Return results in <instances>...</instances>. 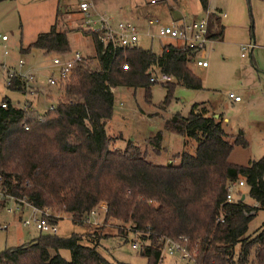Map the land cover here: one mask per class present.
Masks as SVG:
<instances>
[{
  "label": "trees",
  "instance_id": "obj_1",
  "mask_svg": "<svg viewBox=\"0 0 264 264\" xmlns=\"http://www.w3.org/2000/svg\"><path fill=\"white\" fill-rule=\"evenodd\" d=\"M198 1L206 14L208 0ZM207 17L208 38L221 40L220 18L214 13ZM79 30L91 37L97 71L78 66L60 82L65 83L60 102L43 115L28 104L25 109L15 107L7 97L1 101L6 107H0V211L6 197L38 210L56 205L75 225H82L98 204L105 203L106 222L129 224L145 242L139 251L147 264H159L165 239L181 238L189 252L197 250L196 264H226L228 257L238 264H264V224L247 235L250 221L264 210V156L246 166L228 161L234 146H247L242 131L229 136L221 117H204L203 104H194L187 117L175 114L167 120L165 129L194 140L195 152L177 154L178 165L159 166L147 162L132 141L115 148L116 139L105 130L104 121L113 116L111 89L142 88L149 100L152 83L146 73L153 67L173 80L163 85L164 105L176 86L202 90L201 79L190 67L195 53L169 43L159 54L133 47L100 55L96 34ZM68 33L54 25L20 53L68 55ZM5 88L25 95L26 83L15 75ZM147 142L159 152L162 133ZM234 181L244 182L258 207L247 204L244 193L225 203L226 186ZM220 216L223 224L216 223ZM82 241L78 234L59 238L39 232L32 241L2 251L0 264H111L97 251V241L89 240L90 247ZM62 250L70 253L69 260L61 257Z\"/></svg>",
  "mask_w": 264,
  "mask_h": 264
},
{
  "label": "rangeland",
  "instance_id": "obj_2",
  "mask_svg": "<svg viewBox=\"0 0 264 264\" xmlns=\"http://www.w3.org/2000/svg\"><path fill=\"white\" fill-rule=\"evenodd\" d=\"M83 1L89 4L88 14L91 20L101 15L109 17L113 24L124 21L138 26L145 24L148 19L155 18L161 26L171 25L168 5L173 4V0H160L157 3L151 0ZM192 1L196 14L193 20H200L205 13L198 0ZM80 2L81 0H0V38L4 36L8 39V42H1L0 39V101L2 97H7L11 100V104L18 108H23L30 102L31 108L37 115H43L60 102L65 83L47 85V80L57 75L52 64V59L57 55L42 57L33 51L27 57H23L18 49L26 48L38 35L48 32L54 25L58 31H69L68 26L73 28L76 25L88 31L84 17L79 11ZM114 3L119 4V8L111 9L109 5ZM117 4L113 8L118 7ZM93 5L99 7L97 13L94 12ZM208 6L209 9L212 6L222 8L227 14V21L232 24V29L228 40L225 37L223 42H212L197 54V60L201 58L206 61V69L202 70L190 65L193 73L201 79L203 90L193 91L176 86L171 101L168 105H164L166 96L164 83L150 86L149 100L145 99L142 88L111 89L114 96L113 116L104 121V125L108 136L113 140L116 139L115 148L123 149L127 141H132L144 153L147 162L159 166L171 163L178 165L179 159L176 155L182 152L193 154L196 142L166 130L165 122L175 114L187 117L194 104L206 103L228 122L229 132L235 136L239 131L244 134L247 146L245 148L234 146L228 158L230 163L246 166L249 162L257 161L264 156V48L262 47L264 0H209ZM145 30L153 34L156 27ZM251 32L256 44L254 56L257 71L251 66L249 54L244 59L240 57L239 45L249 41ZM67 37L71 53L66 57L78 52L83 57L80 66L85 70L97 71L99 64L95 58V47L91 37L84 36L77 29L69 31ZM169 43L175 44V41L151 40L145 33H141L137 47L159 54L163 45ZM177 44L179 45V42ZM19 60L24 62L23 65H19ZM10 69L24 77L33 78V81L27 85L26 97L4 91L3 87L7 80L6 70ZM152 71L158 74L156 69ZM229 93L239 96L242 102L234 104L229 101L227 99ZM158 132L162 133V148L159 152H155L147 140ZM241 192L245 194L247 204H255L248 197L245 187ZM47 210L52 212V208ZM60 215L63 218L57 223L55 234L57 237L68 238L72 234H78L83 238L82 244L88 247L93 246L89 240H95L98 243L97 251L111 264H147L146 259L140 256V247L136 250L131 248L133 243L142 246L145 242L138 233L130 231L129 224L111 219L106 222L105 213L100 210L96 216H90L89 221L87 219L82 225H75L65 213L60 212ZM27 218V212L17 211L8 214L3 212V209L0 211V225L7 226V229L0 230V253L7 248L30 242L38 236L39 232L33 227L22 226L21 221ZM262 224H264V210H258L248 224L247 235H253ZM235 251L238 253L239 247ZM60 255L65 260L70 259V253L66 250L60 251ZM253 258L252 253L250 259ZM159 264L186 263L170 258L163 252Z\"/></svg>",
  "mask_w": 264,
  "mask_h": 264
},
{
  "label": "built area",
  "instance_id": "obj_3",
  "mask_svg": "<svg viewBox=\"0 0 264 264\" xmlns=\"http://www.w3.org/2000/svg\"><path fill=\"white\" fill-rule=\"evenodd\" d=\"M160 0H152L151 2L157 3ZM89 4L83 0H81L79 4V11L82 13L84 17V23L87 27L89 32H92L96 34L97 41L100 44L101 51L100 55H104L107 50L116 51L117 49L120 50H127L133 47H137L141 29L137 27L136 25L119 21L116 24H113L111 22V19L109 17L104 16H97L96 19L91 20L89 18L88 10H89ZM208 12H206L205 16L201 18L200 20H189V21H181L177 23H173L170 26H161L158 25L159 21L155 18L148 19L146 21L147 27L156 26V31L153 34H150L149 32L146 33V36L152 39H168L175 41V45L178 47H182L184 49H189L191 52L195 53V57L192 59V65L193 67H197L200 69H205L207 67L206 61H200L196 59V55L200 52H202L207 45L212 43L213 41L208 38ZM2 41H6V37H1ZM179 42V45L177 44ZM254 43L249 42L247 44H244L241 46V57H245V55L249 52H251L254 49ZM6 54V51H5ZM83 57L78 53L75 52L71 56L66 57L65 55H57L52 59L53 68L57 72L56 76H51L47 80L48 86H55L57 84H60V82L65 81L68 79L75 71V69L82 64ZM23 61L19 60V65H23ZM123 69H127V65L123 66ZM153 70H157V73H154ZM148 75L150 76V83H168L172 81V78L169 76H166L164 74H161L157 68H152ZM19 76L21 81H24L26 83V90L28 83L33 81V78L31 76L24 77L23 75L17 73L14 70H6V76L7 80L6 82H9V79L13 76ZM26 92V91H25ZM229 99H232L235 102L240 101V97L234 95L233 93H229L227 95ZM27 105L23 107L25 109ZM1 108H5L6 104L1 103ZM54 107H51L49 110H52ZM245 187V184L243 181H234L230 182L226 186V196H225V203H231L234 198L239 196L242 192V188ZM3 196L0 194V198ZM7 204L3 208V212L6 213H16L18 212H27L28 218L26 220H22L21 224L23 227H33L36 231L42 233V234H48V235H55L57 232V223L63 218L62 215H60V212H62L57 206H54L52 208V212H49L48 210H38L34 207H32L30 204L25 202L24 200H17L15 201L12 198H8ZM102 211L105 213L107 211V206L105 203L98 204L89 214L90 216H96L98 211ZM63 213V212H62ZM88 218V221H89ZM217 224H223L224 219L223 216H220L216 220ZM7 229L6 225H0V230ZM185 239L181 238L179 241H173L171 239H165L163 242V248L161 252V259L162 254L165 252L167 256L170 258H176L182 262H185L186 264H196V255L197 250H194V252H189L182 244ZM140 247L138 243H133L131 245V248L136 250ZM232 260V261H231ZM226 264H238L235 259H231V257H228L226 260Z\"/></svg>",
  "mask_w": 264,
  "mask_h": 264
},
{
  "label": "crops",
  "instance_id": "obj_4",
  "mask_svg": "<svg viewBox=\"0 0 264 264\" xmlns=\"http://www.w3.org/2000/svg\"><path fill=\"white\" fill-rule=\"evenodd\" d=\"M113 1H115V2H117V1H119V0H113ZM152 1V0H151ZM179 1H181V2H179ZM209 1V0H208ZM160 2V1H159ZM117 4V3H116ZM115 3L114 4H111V5H109V6H111V9H116V8H119V4H117V6L118 7H115V8H113L115 5H116ZM108 6V7H109ZM168 8H169V20H170V23L171 24H173V23H177V22H181V21H189V20H191V19H193L194 18V16L196 15L195 13H194V3H193V1L192 0H173V4H170V5H168ZM207 12L210 14V13H214V14H216L219 18H220V23H221V25L223 26V28H224V31H223V36H222V39L221 40H219V41H213V42H218V43H220V42H223V40H225V37H226V40H228V37H229V34H230V32H231V22L230 21H227L228 20V17H227V14L226 13H224L223 11H222V8H220V7H218V6H212L210 9H209V6H207ZM93 10H94V12H98L99 11V7H97L96 5H93ZM176 14H178V15H176ZM158 25H160L159 23H158ZM170 26V25H169ZM67 27V26H66ZM137 27H139L140 29H141V33H145V35H146V32H147V30H145V28L147 29H152V28H154V26H151V27H147V25H146V22H145V24H138V26ZM156 27V26H155ZM67 28H69V31H75L76 29L77 30H79V29H81V27L79 28V26H77L76 25V27H70V26H68ZM251 36V37H250ZM149 38V37H148ZM1 39V38H0ZM150 39V38H149ZM253 41V43H254V46L256 45L255 44V42H254V36H253V32H252V34H250L249 35V41H245V43L244 44H247V43H249V42H252ZM1 42H8V39L6 40V41H2L1 40ZM244 44H240L239 45V47H240V57H241V46L242 45H244ZM263 48H264V41H263V46H262ZM22 47H20L19 49H18V52L20 53V49H21ZM255 47H254V49L251 51V52H249V53H247V54H249V56H250V63H251V66H252V68L255 70V71H257V69H258V67H257V65H256V59H255V56H254V54H255ZM161 50H162V48H161ZM161 50H160V52H161ZM36 52L38 55H40V56H42V57H46V55H44V53L42 52V51H39V50H32L31 52ZM31 52L30 53H28V54H22V56L23 57H27L28 55H30L31 54ZM71 53V52H70ZM70 53L68 54V55H70ZM21 54V53H20ZM246 54V55H247ZM246 55H245V57H246ZM66 56V55H65ZM197 56V55H196ZM245 57H241L242 59H244ZM200 61H203L201 58H200ZM3 67V66H2ZM207 68V67H206ZM205 68V69H206ZM203 70V69H202ZM3 72V71H2ZM6 82V81H5ZM3 89H4V91L6 92V93H8V94H13V93H17V92H11V91H7L6 90V88H5V86L3 87ZM42 90H44V88H41ZM2 90V89H1ZM202 90H203V88H202ZM198 91H200V90H198ZM17 94H20V93H17ZM234 94V93H233ZM21 96H24V97H26V95H22V94H20ZM235 95V94H234ZM237 96V95H236ZM4 97H2L1 98V101H2V99H3ZM9 99V98H8ZM227 99L229 100V101H231L232 103H234V104H239V103H241L242 102V100L240 99V101H238V102H235V101H233L232 99H229L228 97H227ZM10 100V99H9ZM1 101H0V104H1ZM11 101V100H10ZM200 104H203V107L206 109V114L204 115V117H214L215 119H218L219 117H220V114H218V113H216L211 107H210V105L209 104H206V103H200ZM30 107H31V105H30V102H29V104H28ZM32 109V108H31ZM199 111V110H198ZM222 127H223V129H224V131L229 135V136H235V134H233L232 132H229V130H228V122L226 121V120H223L222 119ZM231 164H233V163H231ZM252 206H254V207H258V205L255 203L254 205H252Z\"/></svg>",
  "mask_w": 264,
  "mask_h": 264
}]
</instances>
